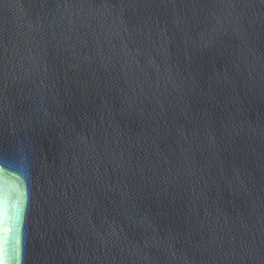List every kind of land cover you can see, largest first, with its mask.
Segmentation results:
<instances>
[{"label": "water", "instance_id": "1", "mask_svg": "<svg viewBox=\"0 0 264 264\" xmlns=\"http://www.w3.org/2000/svg\"><path fill=\"white\" fill-rule=\"evenodd\" d=\"M0 264H264V0H0Z\"/></svg>", "mask_w": 264, "mask_h": 264}]
</instances>
